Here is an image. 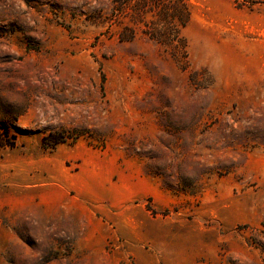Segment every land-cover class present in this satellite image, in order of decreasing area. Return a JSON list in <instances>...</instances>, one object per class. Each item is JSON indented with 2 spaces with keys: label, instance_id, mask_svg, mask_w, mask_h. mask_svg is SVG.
Returning a JSON list of instances; mask_svg holds the SVG:
<instances>
[{
  "label": "rangeland",
  "instance_id": "obj_1",
  "mask_svg": "<svg viewBox=\"0 0 264 264\" xmlns=\"http://www.w3.org/2000/svg\"><path fill=\"white\" fill-rule=\"evenodd\" d=\"M0 264H264V0H0Z\"/></svg>",
  "mask_w": 264,
  "mask_h": 264
}]
</instances>
